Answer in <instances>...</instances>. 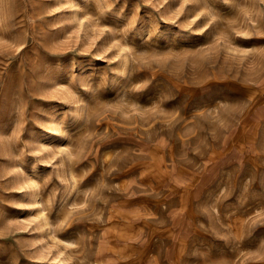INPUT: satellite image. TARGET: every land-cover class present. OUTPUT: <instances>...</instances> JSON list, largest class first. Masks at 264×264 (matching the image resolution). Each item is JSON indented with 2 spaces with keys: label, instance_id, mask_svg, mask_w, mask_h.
Returning a JSON list of instances; mask_svg holds the SVG:
<instances>
[{
  "label": "rangeland",
  "instance_id": "obj_1",
  "mask_svg": "<svg viewBox=\"0 0 264 264\" xmlns=\"http://www.w3.org/2000/svg\"><path fill=\"white\" fill-rule=\"evenodd\" d=\"M0 264H264V0H0Z\"/></svg>",
  "mask_w": 264,
  "mask_h": 264
}]
</instances>
